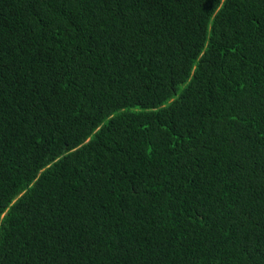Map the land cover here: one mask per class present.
I'll list each match as a JSON object with an SVG mask.
<instances>
[{
  "label": "trees",
  "instance_id": "trees-1",
  "mask_svg": "<svg viewBox=\"0 0 264 264\" xmlns=\"http://www.w3.org/2000/svg\"><path fill=\"white\" fill-rule=\"evenodd\" d=\"M0 264H264V0H0Z\"/></svg>",
  "mask_w": 264,
  "mask_h": 264
}]
</instances>
